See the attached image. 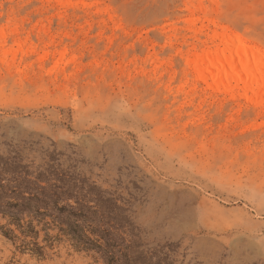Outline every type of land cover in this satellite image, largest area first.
<instances>
[{"label":"rangeland","instance_id":"rangeland-1","mask_svg":"<svg viewBox=\"0 0 264 264\" xmlns=\"http://www.w3.org/2000/svg\"><path fill=\"white\" fill-rule=\"evenodd\" d=\"M264 0H0V264H264V89L202 79Z\"/></svg>","mask_w":264,"mask_h":264},{"label":"bare ground","instance_id":"bare-ground-1","mask_svg":"<svg viewBox=\"0 0 264 264\" xmlns=\"http://www.w3.org/2000/svg\"><path fill=\"white\" fill-rule=\"evenodd\" d=\"M218 45L194 58V68L202 79H214L220 85H238L245 89H264V64L258 51L244 44L235 33L215 34Z\"/></svg>","mask_w":264,"mask_h":264}]
</instances>
